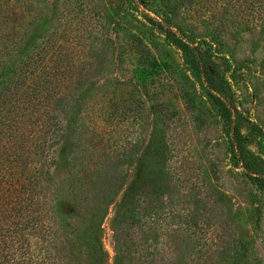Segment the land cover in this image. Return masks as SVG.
<instances>
[{
  "label": "trees",
  "instance_id": "1",
  "mask_svg": "<svg viewBox=\"0 0 264 264\" xmlns=\"http://www.w3.org/2000/svg\"><path fill=\"white\" fill-rule=\"evenodd\" d=\"M36 9L0 0V264H105L101 224L121 193L112 264H245L249 241L225 194L175 176L160 103L149 104L151 129L140 143L123 148L118 137L91 133L85 110L106 57L63 50L56 33L41 34ZM148 19L203 76L234 163L263 189L264 163L244 143L223 77L190 36Z\"/></svg>",
  "mask_w": 264,
  "mask_h": 264
},
{
  "label": "rangeland",
  "instance_id": "2",
  "mask_svg": "<svg viewBox=\"0 0 264 264\" xmlns=\"http://www.w3.org/2000/svg\"><path fill=\"white\" fill-rule=\"evenodd\" d=\"M27 3L32 13L39 8L43 15L41 34L56 33L63 50L106 57L107 70L90 90L85 110L90 132L118 137L123 148L140 143L151 129L153 113L148 106L159 102L175 176L185 187L195 182L203 189L222 191L239 233L249 241L245 264H264V188L234 163L229 131L213 108L203 76L148 19L185 33L204 51L202 58L223 77L225 100L245 145L264 163V0ZM97 64L94 60L91 67ZM54 155L61 162L64 147H57ZM62 170L61 166L55 170L57 177ZM122 195L101 224L105 264H112L110 222Z\"/></svg>",
  "mask_w": 264,
  "mask_h": 264
}]
</instances>
